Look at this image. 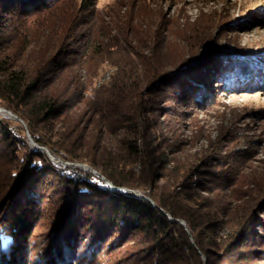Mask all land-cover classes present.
Instances as JSON below:
<instances>
[{
	"label": "rangeland",
	"instance_id": "374dc122",
	"mask_svg": "<svg viewBox=\"0 0 264 264\" xmlns=\"http://www.w3.org/2000/svg\"><path fill=\"white\" fill-rule=\"evenodd\" d=\"M84 1L89 0H48L8 22L10 14L0 10L4 52L32 77L47 76L57 90L62 83L57 84L56 68L79 63L86 48L94 47L97 72L92 87L99 88L118 73L114 61L120 57L116 49L105 56L100 38L110 32V20L118 18L116 3H129L133 16L143 17L145 23L133 33L147 47L140 55L152 61L160 58L163 70L180 82L176 87L156 84L145 95L143 138L104 123L94 129V116L89 117L84 106L78 134L85 144L102 148L106 158L136 161L119 168L123 177L138 180L139 186L130 192L149 200L163 196L180 207L186 219L168 217L182 225L196 248L191 226L197 228L195 236L203 243L198 264H264V0H95L86 12ZM69 69L89 75L78 64ZM0 118L13 122L12 135L47 154L27 129L20 131L16 122L24 126L23 120L2 101ZM136 124L129 128L135 131ZM129 141L137 144L142 156L123 147ZM86 165L76 164L89 170ZM67 171L75 178L85 176L80 168ZM54 177H45L43 190ZM84 195L81 204L88 206L92 196ZM56 197L47 203H55ZM52 211L46 208L50 218ZM54 230L36 231L40 238L33 241L39 249ZM119 243L131 250L136 247L131 237ZM36 254L27 264H38Z\"/></svg>",
	"mask_w": 264,
	"mask_h": 264
},
{
	"label": "trees",
	"instance_id": "16d2710c",
	"mask_svg": "<svg viewBox=\"0 0 264 264\" xmlns=\"http://www.w3.org/2000/svg\"><path fill=\"white\" fill-rule=\"evenodd\" d=\"M47 1L0 0V10L10 14L8 22L16 15L24 17L27 7ZM95 3L84 1V11H90ZM115 10L119 19L110 20V32L100 38V45L105 56L116 49L120 57L114 62L119 71L99 88L92 87L97 72L93 67L94 47L86 48L79 63L56 68L57 84L62 83V89L54 90L56 84L47 76L32 77L13 61L4 52L6 42L0 37V101L23 120L24 126L16 122L20 131L27 129L33 141L54 156L51 159L12 135L9 128L13 122L0 118L4 152L0 164V264H27L35 253L38 264H198L196 258L203 243L199 235L195 236L197 228L191 226L196 248L182 225L168 217L185 218L180 207L163 196L154 195L149 200L130 192L139 186L138 180L123 177L119 168L136 161L131 157L106 158L101 147L100 152L99 147L85 144L78 134L84 116L80 106H84V111L91 112L89 117L94 116V129L104 123L124 131L122 134L134 132L138 139L143 138L145 95L156 84L176 87L180 82L177 77L172 80L173 73L163 70L165 63L160 58L152 61L140 55L139 51L147 47L138 43L133 33L145 26L143 17H134L127 2H117ZM133 42L137 43L135 47ZM76 64L88 69L89 75L74 74L69 68ZM132 122L137 123L135 131L129 128ZM125 146L131 155L142 156L136 143L125 142ZM78 163L88 164L90 169L76 166ZM70 167L80 168L85 176L73 177L67 171ZM49 176L55 179L45 183L43 190L44 179ZM84 194L92 196L88 206L81 204ZM54 195L56 202L47 203ZM47 207L53 209V218L47 216ZM41 217L46 220L39 226ZM41 228L55 230L39 249L35 241ZM139 235L145 240L139 241ZM130 237L136 243L132 250L119 243Z\"/></svg>",
	"mask_w": 264,
	"mask_h": 264
},
{
	"label": "water",
	"instance_id": "95a60500",
	"mask_svg": "<svg viewBox=\"0 0 264 264\" xmlns=\"http://www.w3.org/2000/svg\"><path fill=\"white\" fill-rule=\"evenodd\" d=\"M35 143V142H34ZM35 145L37 146V147H39V148H41V149H44L45 151H46V153L49 155V157L51 158V159H54V156L49 152V150L45 147V146H40V145H38V144H36L35 143ZM79 164V163H78ZM81 165H83L84 167H87L88 168V166L86 165V164H81ZM90 168V167H89ZM95 171V170H94ZM111 185H112V183H110Z\"/></svg>",
	"mask_w": 264,
	"mask_h": 264
}]
</instances>
